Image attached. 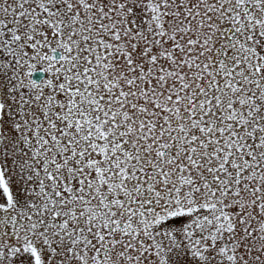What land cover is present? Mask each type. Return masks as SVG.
<instances>
[{"label": "snow or ice", "instance_id": "snow-or-ice-1", "mask_svg": "<svg viewBox=\"0 0 264 264\" xmlns=\"http://www.w3.org/2000/svg\"><path fill=\"white\" fill-rule=\"evenodd\" d=\"M0 264H264V0H0Z\"/></svg>", "mask_w": 264, "mask_h": 264}]
</instances>
